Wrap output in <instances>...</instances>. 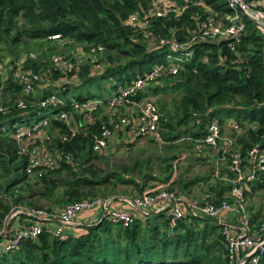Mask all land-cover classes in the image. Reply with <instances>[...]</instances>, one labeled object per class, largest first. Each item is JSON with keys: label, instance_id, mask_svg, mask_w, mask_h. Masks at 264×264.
Returning a JSON list of instances; mask_svg holds the SVG:
<instances>
[{"label": "trees", "instance_id": "16d2710c", "mask_svg": "<svg viewBox=\"0 0 264 264\" xmlns=\"http://www.w3.org/2000/svg\"><path fill=\"white\" fill-rule=\"evenodd\" d=\"M155 1L0 0V60L8 57L6 63L11 64L8 74L0 78V227L13 205L56 209L82 198H115L122 194L115 189L117 182L130 184L133 193H143L164 182L169 190L189 198L200 199L208 193L210 201L218 204L231 187V153L238 150L245 160L249 147L264 145V28L239 11L245 26L238 35L192 42L187 48L192 55L175 60L176 72H163L146 86L147 91L140 89L135 95L140 99L150 93L161 111V140L149 138L160 147L164 144L158 163L161 173H155L149 158L127 167L128 175L117 170L107 172L94 164L106 155L93 151L92 142L101 126L108 124L107 95L154 64L167 62L168 54L184 55L171 51L168 42L187 41L209 15L228 24V16L237 10L227 0H172L181 9L178 14L153 15L145 28L127 22L133 13L146 14ZM246 1L257 2L255 7L264 10V0ZM52 33L71 40L60 46L47 38ZM78 45L87 52L91 46L100 45L102 49L97 50L96 60L79 57L80 63H76ZM58 49L63 57L55 64L49 52ZM31 50H37V54L32 51L34 56H30ZM18 62L20 72L43 75L34 91L23 90L20 72L15 75ZM68 62L73 64L68 66ZM101 63L104 67L93 72ZM97 80L106 85L89 90ZM105 88L107 93L103 92ZM168 93L174 95L170 107L165 97ZM51 96L58 102L41 104ZM92 98L101 100L90 112L92 120L80 124L71 136L60 113L67 112L79 121L75 103ZM19 100L26 106L20 107ZM32 117H47L51 128H59L48 146L71 152L70 160L61 158L52 169L36 166L32 172L26 171L27 155L20 151L10 129L17 119ZM229 117L239 125L238 129L230 125L229 149L221 154L214 152L215 158L204 162L211 166L210 172L189 176L190 167L174 162L178 159L176 141L189 138L188 147L193 146L214 118L223 134V123ZM139 140L124 142L130 147ZM222 142L219 148L227 140ZM201 154L197 157L205 159ZM216 160L221 168L218 175L214 174ZM172 176L174 179L169 180ZM148 181L153 183L147 185ZM199 183L204 189L196 195L192 191ZM261 186L264 172L250 182L245 194L252 195ZM248 215L252 230L264 237V209L249 210ZM221 226L220 222L188 214L169 229L161 211L135 215L128 225L106 218L65 224L58 235L44 231L34 239L22 240L17 248L0 254V264H235L227 255ZM255 256L256 261H252ZM243 260L242 264H264V249Z\"/></svg>", "mask_w": 264, "mask_h": 264}, {"label": "built area", "instance_id": "2783aa9c", "mask_svg": "<svg viewBox=\"0 0 264 264\" xmlns=\"http://www.w3.org/2000/svg\"><path fill=\"white\" fill-rule=\"evenodd\" d=\"M231 7L237 8L233 15L228 16L230 23L224 24L216 19L215 15H209L201 22L199 28L194 30L187 41L168 42L171 51L182 52L184 55H167V62L154 64L149 71L138 75L132 81L119 86L110 95H107V112L109 114L108 124H103L99 133L94 136L92 150L99 154H108L114 140L119 137L122 140L134 139H157L161 140L159 129L161 122V111L155 98L149 93L135 98L136 93L154 81L165 71L176 72L178 66L175 60H182L192 55L191 50L187 48L194 41L217 39L222 36H235L244 29V22L240 20V6L252 17L259 19L264 23V10L255 7L257 2H247L246 0H227ZM180 7L172 0H156L153 8L149 9L144 15L133 13L127 18V22L145 28L148 25L149 17L160 16L169 12L178 14ZM240 11V12H239ZM51 42L60 46H66L70 42L69 37H64L60 33L47 35ZM160 42H165L161 40ZM79 48V47H78ZM102 49L91 46L89 55L90 61L97 59V50ZM30 56H34L31 51ZM77 52L74 57H81ZM63 55L54 54L52 60L55 64L62 61ZM68 62V66L72 65ZM19 81L23 84L25 92H31L35 89V83L43 80V75L30 70H24L19 73ZM42 83V82H40ZM39 83V84H40ZM54 96L41 102L57 103ZM101 103L100 99L92 98L83 103H75V109L79 114V121L67 113L61 112L59 117L70 127L73 136L78 131L80 124L88 123L92 120L90 112ZM20 107H25L23 100L18 101ZM0 110L2 106L0 105ZM233 128L238 129L239 125L235 120H231ZM51 124L47 117L36 119H17L13 122L10 129L11 136L17 141L19 149L27 155L26 171L32 172L36 166H45L55 168L61 158L70 160L71 152H61L57 147L50 148L48 143L52 138L50 132ZM65 138V136H62ZM222 138L221 126L217 119H212L205 125L203 136L197 139L193 148L198 153H203L207 148L218 150L219 154L224 153L231 146L232 140L225 137L223 148H219V141ZM261 140L264 143V133L261 134ZM230 169L233 176L229 179L230 189L225 198L218 204L210 201V194L206 193L200 199L189 198L184 194H179L174 190H169L166 183L160 182L145 189L143 193H133L132 195L120 196L128 206H120L114 202L112 197L95 196L82 198L65 203L60 208L48 207H25L13 205L11 210L2 220L0 227V254L8 252L18 247L19 243L28 238H36L42 232L58 235L63 231L65 224H73L83 210H91L99 214L97 218L103 215L113 223L128 225L135 215L146 216L154 212L161 211L169 229H172L177 221L186 215H206L218 219L222 224L221 233L223 235V244L227 255L235 264H242L246 256H252L257 251L264 249V237L257 231L252 230L247 210V195L250 182L257 178L258 173L264 172V145H253L248 148L246 158L243 160L240 151L234 150L231 153ZM221 171L218 160L215 162L214 174L218 175ZM233 215L235 223L226 220V215ZM10 225V227H8ZM263 226L260 227L262 229ZM7 231V233H4ZM259 247L258 250H255ZM245 252L244 254H240ZM244 255V256H243ZM256 256L252 261H256Z\"/></svg>", "mask_w": 264, "mask_h": 264}, {"label": "rangeland", "instance_id": "374dc122", "mask_svg": "<svg viewBox=\"0 0 264 264\" xmlns=\"http://www.w3.org/2000/svg\"><path fill=\"white\" fill-rule=\"evenodd\" d=\"M78 46L80 47L78 48ZM78 46L76 50L78 53L82 55L80 58L81 59L86 58L90 53L87 52L83 47H81L82 45H78ZM31 51L37 54V50H31ZM61 51L62 50L58 49V51L53 50V51H50L49 53L51 54V56L54 54L63 55ZM80 58L76 59L77 60L76 63H80ZM7 61H8V57H4L2 60H0V78H3L5 75H7L9 69L11 68V64L6 63ZM20 65H21V62H18V68H17V71L15 72V75H17L20 72L21 70L19 69ZM100 67L101 68L104 67L102 63L94 67L92 69L93 72L100 70L101 69ZM98 85H106V83L97 80L94 82V84L91 85V87H89V90L96 91L98 89ZM107 90L108 89L105 88L103 89V92L107 93L108 92ZM165 97L167 101V106L170 107L172 105L174 95L171 93H168L166 94ZM50 132L52 134V137L56 136L59 134V128L50 129ZM231 133L232 132L228 130L227 131L223 130L221 144H224V142L222 141L225 139V137L228 138L229 136H231ZM188 141H189V138L176 141V144L178 145H177V150H174V152L178 153V159L174 160V162H178L180 166L182 165V166L190 167L189 176L199 175V174L204 175L210 172L209 169L211 166L208 163L202 162L203 159H200L197 157L198 153L193 148V146L188 147ZM110 148L111 149L109 150L108 155L106 154L101 159H96L93 161L95 165H98L100 168H102L103 170L107 172L117 170V171L123 172L125 175H128L127 170H126L127 167L131 166L135 161L136 162H139L141 160L145 161L147 160V158H149L150 165L152 168H154L155 173H158V174L161 173L159 171L158 163H159L160 155L164 153V144H162V146L160 147V145L156 144L154 141L147 138L144 140H139L137 142H134L130 147L129 145H126L124 141H121L120 143H117V142L114 143L113 145H111ZM200 157L202 158L201 155ZM122 169H125V170L123 171ZM172 179H174V176H172L169 180H172ZM202 183L203 182H201V184ZM150 184L151 182L148 181L147 185H150ZM115 189L117 192L122 193V194L123 193L131 194L132 186L130 184L117 182L115 184ZM194 189L192 192L196 193V195L200 193V189L196 191ZM246 202L249 205L248 212L249 210L253 211V210H256L257 208L264 209V186L257 188L256 192H254L252 195H248L246 198ZM260 205L261 207H259Z\"/></svg>", "mask_w": 264, "mask_h": 264}, {"label": "crops", "instance_id": "0c3cea01", "mask_svg": "<svg viewBox=\"0 0 264 264\" xmlns=\"http://www.w3.org/2000/svg\"><path fill=\"white\" fill-rule=\"evenodd\" d=\"M233 119H235L234 117H229V118H227L226 119V121L223 123V130L224 131H229L230 130V125H231V120H233ZM125 141V140H122L120 137H119V139L117 140H114L115 142H113V144L114 143H119V142H121V141ZM119 141V142H118ZM112 144V145H113ZM221 149V148H220ZM218 151V150H217ZM214 152H216V150L215 151H213V150H207L206 149V152H203L202 154H201V156H202V158L204 157L205 159H203V162H206V160L207 161H209V159H212V158H215L214 157ZM213 180V179H212ZM211 181V180H210ZM153 182L151 181V184H152ZM204 186V185H203ZM203 186L202 185H200V183H199V185H197L195 188L196 189H194L195 191L196 190H198V189H200L201 188V190H202V188H203ZM131 191H132V189H131ZM133 192H131V194H132ZM123 194H118L117 196H115V198H114V202L115 203H117L118 205H120V206H128V205H126V203L123 201V200H121L120 199V196H122ZM248 205V204H247ZM259 207H261V205L259 206ZM151 211V213H153L154 212V210H150ZM150 214V213H149ZM97 216H99V214H96L94 211H91V210H83L80 214H79V217H77V219H76V221L73 223V224H75V223H77V224H81V223H88V222H92V221H100V218H101V216L99 217V218H97ZM226 217V220H228L230 223H235V221H234V217H233V215H226L225 216Z\"/></svg>", "mask_w": 264, "mask_h": 264}, {"label": "water", "instance_id": "95a60500", "mask_svg": "<svg viewBox=\"0 0 264 264\" xmlns=\"http://www.w3.org/2000/svg\"><path fill=\"white\" fill-rule=\"evenodd\" d=\"M241 13L244 14L245 16H247L249 19H251L254 23H256L257 25L261 26L262 28H264V23L262 21H260L259 19H256L254 17H252L250 14H248L247 12H245L240 6H238ZM200 217L202 218H205V219H210V220H214V221H217L218 222V219L217 218H214V217H209V216H206V215H199ZM103 220V215L101 216L100 218V221ZM259 247H256L255 250H258Z\"/></svg>", "mask_w": 264, "mask_h": 264}]
</instances>
